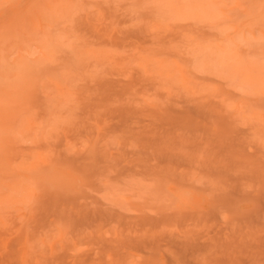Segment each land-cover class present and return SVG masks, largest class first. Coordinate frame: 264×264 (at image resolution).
Returning a JSON list of instances; mask_svg holds the SVG:
<instances>
[{
	"label": "rangeland",
	"instance_id": "obj_1",
	"mask_svg": "<svg viewBox=\"0 0 264 264\" xmlns=\"http://www.w3.org/2000/svg\"><path fill=\"white\" fill-rule=\"evenodd\" d=\"M0 264H264V0H0Z\"/></svg>",
	"mask_w": 264,
	"mask_h": 264
}]
</instances>
